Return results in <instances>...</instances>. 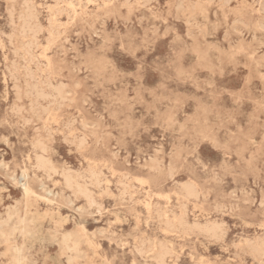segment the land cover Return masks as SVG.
Here are the masks:
<instances>
[{
    "label": "rangeland",
    "instance_id": "rangeland-1",
    "mask_svg": "<svg viewBox=\"0 0 264 264\" xmlns=\"http://www.w3.org/2000/svg\"><path fill=\"white\" fill-rule=\"evenodd\" d=\"M34 1L0 0V264H264V0Z\"/></svg>",
    "mask_w": 264,
    "mask_h": 264
},
{
    "label": "bare ground",
    "instance_id": "bare-ground-1",
    "mask_svg": "<svg viewBox=\"0 0 264 264\" xmlns=\"http://www.w3.org/2000/svg\"><path fill=\"white\" fill-rule=\"evenodd\" d=\"M26 1V0H25ZM31 1V0H30ZM34 1V0H33ZM74 1V0H73ZM228 1V0H227ZM230 1V0H229ZM35 2V1H34ZM231 2V1H230ZM84 3V2H83ZM263 4V3H262ZM32 5V4H31ZM52 6V5H51ZM29 8V11H28V13L26 14V24H28V26H29V24L32 22V20H34L35 19V17H34V13H33V11H32V8L31 7H28ZM6 10V9H5ZM46 12V11H45ZM183 13V12H182ZM60 14V13H59ZM39 19V18H38ZM40 20V19H39ZM37 21V20H36ZM39 23H41V22H39ZM40 25V24H39ZM48 27V26H47ZM39 28V27H38ZM217 29V28H216ZM59 32V31H58ZM61 34V33H60ZM12 35V34H11ZM29 35V34H28ZM34 36V35H33ZM77 36V35H76ZM12 37V36H11ZM38 37V36H37ZM37 40V39H36ZM66 40H68V39H66ZM40 41V40H39ZM38 41V42H39ZM255 42V41H254ZM2 44V43H1ZM0 44V45H1ZM30 46L31 45H28V47L25 49V54H28V55H31V53H30ZM38 47V46H37ZM121 47V46H120ZM49 48H51V46L49 47ZM17 51H19V50H17ZM17 54V53H16ZM88 55V54H87ZM24 60V59H23ZM31 61V60H30ZM51 62V61H50ZM49 66H50V64H49ZM36 70V69H35ZM40 70V69H39ZM4 73V72H3ZM3 76H4V74H3ZM34 76V75H33ZM14 79V78H13ZM35 82V81H34ZM25 83V82H24ZM53 84V83H52ZM65 85V84H64ZM63 85V86H64ZM50 86V85H49ZM35 88V87H34ZM55 88V87H54ZM13 90V89H12ZM18 90H20V89H18ZM54 91L56 92V94L58 95V96H60V97H64V95L66 94V92L61 88V87H59V88H55L54 89ZM29 93V92H28ZM19 94H20V92H19ZM21 95V94H20ZM36 95V94H35ZM37 95L39 96V97H42V98H45V97H47L49 94L45 91V90H37ZM112 96H113V94H112ZM113 99V98H112ZM125 99H126V97H125ZM127 100V99H126ZM128 101V100H127ZM109 102H111V101H109ZM129 103V102H128ZM122 104V103H121ZM125 105V104H124ZM41 106V105H40ZM132 107V106H131ZM14 108V107H13ZM106 108V107H105ZM129 108V107H128ZM15 109V108H14ZM24 109V108H23ZM103 109V108H102ZM128 110H130V109H128ZM15 111V110H14ZM52 111V110H51ZM103 111H105V110H103ZM158 111V110H157ZM19 112V111H18ZM43 112V111H42ZM101 112V111H100ZM16 113V112H15ZM79 113V112H78ZM11 114V113H10ZM33 114V113H32ZM147 114V113H146ZM145 114V115H146ZM78 115H80V114H78ZM108 116V115H107ZM147 116V115H146ZM9 118V117H8ZM16 118V117H15ZM17 119V118H16ZM35 119V118H34ZM80 119V118H79ZM28 120V119H27ZM30 121V120H29ZM28 122V121H27ZM42 122V121H41ZM64 122L65 121H63V124H64ZM22 125V124H21ZM20 125V126H21ZM26 125V124H25ZM54 125V124H53ZM96 124H94V126H95ZM35 126V125H34ZM83 127V126H82ZM85 127H86V125H85ZM69 128V127H68ZM86 128H88V127H86ZM215 128V127H214ZM36 130V129H35ZM72 130V129H71ZM55 131V130H54ZM58 131V130H57ZM68 131H70V130H68ZM247 132V131H246ZM212 135V134H211ZM58 136V135H57ZM108 136V135H107ZM212 137V136H211ZM81 139V138H80ZM78 140V139H77ZM208 140V139H207ZM64 141V140H63ZM70 141V140H69ZM68 141V142H69ZM79 141V140H78ZM64 142H66V141H64ZM255 142V141H254ZM79 143V144H78ZM77 144L78 145H81L80 144V142H78ZM257 143V142H256ZM82 146V145H81ZM79 148V147H78ZM33 154H34V163H33V165H32V167L34 168V169H36V170H42V171H44L46 174H47V176L46 177H48L49 179L52 177V175L53 174H56L57 173V170H56V168L52 165V163H51V161L47 158V154H48V147L46 146V144L42 141V140H40V139H37L36 141H35V143L33 144ZM70 153V152H69ZM79 153V152H78ZM85 154V153H84ZM144 156V155H143ZM149 159H150V157H149ZM198 159V158H197ZM196 159V160H197ZM27 160V159H26ZM152 160V159H151ZM195 160V161H196ZM31 161V160H30ZM195 161L193 160V163H195ZM152 162V165H157V161H155V160H152L151 161ZM201 163V162H200ZM148 165V164H147ZM128 166V165H127ZM141 168V167H140ZM143 168V167H142ZM197 168V167H196ZM154 169V168H153ZM217 170V169H216ZM153 171V170H152ZM197 171V170H196ZM203 172V171H202ZM109 173V172H108ZM23 174L24 175H26V170H24L23 171ZM90 176H91V178H92V180H93V182H95V184L96 185H100V183L102 182L101 181V178H100V175L98 174V172H96L95 170H91L90 171ZM103 175H104V173H102ZM133 174H134V172H133ZM132 174V175H133ZM156 174H157V172H156ZM204 174V173H203ZM207 174V173H206ZM60 175H61V177L63 178V182H64V185H65V187H67V188H69V189H72L73 191H74V193H77V194H79V195H82L83 197H85L87 200H88V202L89 203H94L95 201H94V197L92 196V193L90 192V190L86 187V185H85V183H82V181H81V176L80 175H74L69 169H63L62 171H61V173H60ZM254 175V174H253ZM203 176V175H202ZM207 176H208V174H207ZM127 177V176H126ZM22 178V177H21ZM125 178V177H124ZM48 179V180H49ZM210 180V179H209ZM214 180V179H213ZM217 181V180H216ZM218 182V181H217ZM138 183V182H137ZM148 183V182H147ZM121 184V183H120ZM123 184V183H122ZM110 186V185H109ZM119 186V185H118ZM123 186H125V185H123ZM98 187V186H97ZM101 187H103V186H101ZM105 187H106V185H105ZM23 188H24V192H25V195L26 196H28L29 194H31V193H33L32 192V189H31V187H30V185L28 184V182H25L24 184H23ZM126 189V188H125ZM179 189V188H178ZM9 191V190H8ZM186 191H187V193L189 194V196L190 195H193V190H192V188L189 186V187H187L186 188ZM262 191V190H261ZM118 193V192H117ZM120 193H122V192H120ZM196 193V192H195ZM33 195V194H32ZM133 195V194H132ZM195 195V194H194ZM159 196V195H158ZM74 197V196H73ZM203 197V196H202ZM210 197V196H209ZM40 198V197H39ZM158 198V197H157ZM159 198H161L160 196H159ZM164 198V197H163ZM186 198V197H185ZM26 199H27V197H26ZM128 199H130V198H128ZM167 199V198H166ZM199 199V198H198ZM3 200V198H1V201ZM45 200V199H44ZM124 200V199H123ZM187 200V199H186ZM46 201H50L49 199H46ZM145 201V200H144ZM235 201H237V200H235ZM189 202V201H188ZM1 203V202H0ZM3 203V202H2ZM53 203V202H52ZM147 203V202H146ZM96 204V203H95ZM95 204H93V205H95ZM176 204V203H175ZM147 205H149V204H147ZM104 206V205H103ZM163 206V205H162ZM174 206V205H173ZM185 206V205H184ZM230 206V205H229ZM30 207H32V206H30ZM91 206H89V208H90ZM157 207V206H156ZM176 207V206H175ZM187 207V206H186ZM223 207V206H222ZM97 208V207H96ZM177 208V207H176ZM179 208V207H178ZM189 208V207H188ZM183 210H184V208H182ZM25 210V209H24ZM169 211H170V209H168ZM173 211V210H172ZM98 212V211H97ZM107 212V211H106ZM189 212V211H188ZM148 213V212H147ZM158 213V212H157ZM174 213V212H173ZM172 214V213H171ZM176 214V213H175ZM187 215H188V213H186ZM12 213L10 212L9 214H8V217L5 219V220H2L1 222H0V236L1 237H4L5 238V242L7 243V242H10V236H11V234H9V233H7L6 231H4V229H3V226L4 225H7L10 221H11V219H12ZM32 215H34L33 213H32ZM38 215V214H37ZM40 215H42V214H40ZM174 215V214H173ZM192 215V214H191ZM162 216L167 220V221H169V216H168V214H167V211L166 212H163V214H162ZM176 216H177V214H176ZM227 216V215H226ZM39 217V216H38ZM41 217V216H40ZM44 217V216H43ZM38 219H41V218H38ZM38 219L36 220V221H38ZM44 219V218H43ZM43 219H42V221H43ZM118 219V218H117ZM198 219V218H197ZM196 219V220H197ZM46 220V219H45ZM217 220V219H216ZM41 221V222H42ZM118 222L120 221L119 219L117 220ZM116 221V222H117ZM32 222H33V219H32ZM39 223H40V221H38ZM115 222V223H116ZM188 222V221H187ZM169 223V222H168ZM180 223L181 224H187L186 223V221L185 220H180ZM224 223H226V222H224ZM194 224V223H193ZM205 224V223H204ZM214 224V223H213ZM212 224V225H213ZM170 225V224H169ZM208 225V224H207ZM206 225V226H207ZM210 225V224H209ZM245 225V224H244ZM200 226H202V225H200ZM204 226V225H203ZM225 226V225H224ZM192 227V226H191ZM230 227V226H229ZM237 227V226H236ZM135 228H137V227H135ZM202 228V227H201ZM184 229V228H183ZM16 230H19L20 231V234L21 235H23V236H26V235H28V234H30L31 232H30V229H29V222H28V220L27 219H25V218H19L18 219V223H17V225H15L13 228H12V232H14V231H16ZM177 230H179V228L177 229ZM166 231V230H165ZM181 231V230H180ZM231 231V230H230ZM103 232V231H102ZM113 232V231H112ZM182 232V231H181ZM207 232V231H206ZM193 233V232H192ZM115 234V233H114ZM225 234V233H224ZM228 234V233H227ZM111 235V234H110ZM13 236H14V234H13ZM127 236V235H126ZM190 236H188V238H189ZM225 237H227V236H225ZM146 240V239H145ZM247 239H245V241H246ZM251 240V239H250ZM82 242V239H81V237H78V236H73V235H67V236H64L63 237V241H62V244H63V247H64V250L65 251H70V252H78V247H79V245H80V243ZM148 242V241H147ZM160 243V242H159ZM257 243V242H256ZM24 244V243H23ZM174 244V243H173ZM258 244V243H257ZM150 245V244H149ZM250 245V244H249ZM91 246V245H90ZM93 246V245H92ZM144 246V245H143ZM95 247V246H94ZM90 248V247H89ZM96 248V247H95ZM99 248H101L100 246H99ZM137 248V247H136ZM143 248V247H142ZM91 249V248H90ZM143 250V249H142ZM151 250V249H150ZM9 251L11 252V263L12 264H23L24 263V261H25V257L23 256V254H22V252H23V247H19V246H10L9 247ZM139 251V250H138ZM31 252V251H30ZM9 253V252H8ZM140 253V252H139ZM40 254H42V253H40ZM143 254V253H142ZM157 255L159 256V258L160 259H163V252L162 253H157ZM169 255V254H168ZM179 255V254H178ZM100 256V255H99ZM218 256V255H217ZM164 257H167V256H164ZM77 257H74V256H71L70 257V259H69V262H70V264L72 263V262H74V260L76 259ZM236 260V259H235ZM159 261H161V260H159ZM179 261H180V259H179ZM193 261V260H192ZM191 261V262H192ZM134 264V263H133ZM158 264V263H157ZM169 264V263H168ZM174 264V263H173ZM247 264V263H246Z\"/></svg>",
    "mask_w": 264,
    "mask_h": 264
},
{
    "label": "snow or ice",
    "instance_id": "snow-or-ice-1",
    "mask_svg": "<svg viewBox=\"0 0 264 264\" xmlns=\"http://www.w3.org/2000/svg\"><path fill=\"white\" fill-rule=\"evenodd\" d=\"M121 47L124 48V49H127L129 52L134 53V49H129L127 45H121ZM142 70H143V62H141L140 71L142 72ZM192 152H193V154H195V147H193ZM218 264H219V262H218Z\"/></svg>",
    "mask_w": 264,
    "mask_h": 264
}]
</instances>
